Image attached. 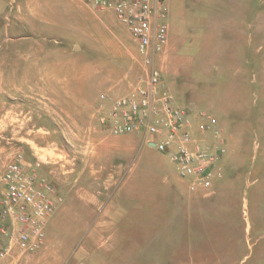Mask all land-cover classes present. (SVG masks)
Wrapping results in <instances>:
<instances>
[{
  "label": "rangeland",
  "instance_id": "rangeland-1",
  "mask_svg": "<svg viewBox=\"0 0 264 264\" xmlns=\"http://www.w3.org/2000/svg\"><path fill=\"white\" fill-rule=\"evenodd\" d=\"M167 5L161 89L191 115L212 114L224 139L209 191L191 192L141 134L101 123L102 95L147 74L112 11L0 0V172L21 152L63 197L45 245L13 249L25 264H264V0Z\"/></svg>",
  "mask_w": 264,
  "mask_h": 264
},
{
  "label": "built area",
  "instance_id": "built-area-1",
  "mask_svg": "<svg viewBox=\"0 0 264 264\" xmlns=\"http://www.w3.org/2000/svg\"><path fill=\"white\" fill-rule=\"evenodd\" d=\"M99 9L112 11L135 40L146 66V77L132 91L106 99L102 95L100 121L115 135L139 133L144 142L163 152L188 189L209 191L223 176L224 139L217 119L207 111H190L173 101L161 88L158 54L169 35L167 0H87ZM194 127H193V122ZM211 131L215 142L208 145L195 135ZM41 162L27 163L16 153L0 172V264H14L15 247L25 253L45 245L48 219L59 209L63 197L58 188L40 173Z\"/></svg>",
  "mask_w": 264,
  "mask_h": 264
},
{
  "label": "crops",
  "instance_id": "crops-1",
  "mask_svg": "<svg viewBox=\"0 0 264 264\" xmlns=\"http://www.w3.org/2000/svg\"><path fill=\"white\" fill-rule=\"evenodd\" d=\"M87 1V0H86ZM88 3V2H87ZM89 4V3H88ZM90 5V4H89ZM92 6V5H91ZM1 210V209H0ZM0 223H1V221H0ZM4 242H6V237L4 236V234L3 233H1V231H0V244H2V243H4ZM16 251V253L18 252V250H15ZM16 255H18V254H16ZM16 255H13L12 254V260H13V263L14 264H25L28 260L27 259H25V258H23V257H21L20 255H18L17 257H16Z\"/></svg>",
  "mask_w": 264,
  "mask_h": 264
},
{
  "label": "water",
  "instance_id": "water-1",
  "mask_svg": "<svg viewBox=\"0 0 264 264\" xmlns=\"http://www.w3.org/2000/svg\"><path fill=\"white\" fill-rule=\"evenodd\" d=\"M152 147H154L155 145L154 144H151Z\"/></svg>",
  "mask_w": 264,
  "mask_h": 264
}]
</instances>
